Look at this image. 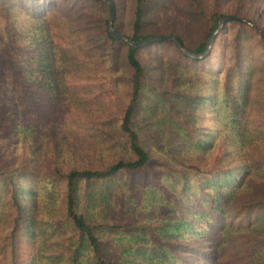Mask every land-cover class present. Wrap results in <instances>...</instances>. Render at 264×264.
I'll list each match as a JSON object with an SVG mask.
<instances>
[{
    "label": "trees",
    "instance_id": "obj_1",
    "mask_svg": "<svg viewBox=\"0 0 264 264\" xmlns=\"http://www.w3.org/2000/svg\"><path fill=\"white\" fill-rule=\"evenodd\" d=\"M111 1L132 41L259 29L225 20L195 59L131 48L101 0H0V264H264V0ZM201 103L213 143L187 125ZM157 110L170 133L142 122Z\"/></svg>",
    "mask_w": 264,
    "mask_h": 264
},
{
    "label": "rangeland",
    "instance_id": "obj_2",
    "mask_svg": "<svg viewBox=\"0 0 264 264\" xmlns=\"http://www.w3.org/2000/svg\"><path fill=\"white\" fill-rule=\"evenodd\" d=\"M153 1L159 3L162 0H153ZM153 12L154 11L152 12L149 11L147 12V15H146V20H147L146 26L149 29L153 28L155 25H162L164 23V20L161 19L159 16H157L158 13L157 12L153 13ZM244 20H247V19H244ZM106 22H107V19H106ZM254 25L257 26L256 24ZM166 35H172V34H166ZM186 35L192 36L191 31L187 30ZM151 49H154V48H151ZM169 53H170L169 51H167V53L164 52L167 58H170L168 55ZM139 54L142 60L147 64V66L149 68L154 69V71H150V73L153 76L157 74L159 72L158 70L159 64L157 63V60L155 59V55L157 54L156 50L147 51L145 49H141L139 51ZM209 63H211L210 59H207L201 62V64H209ZM161 66H162L161 72L165 75V79L169 78L171 75L177 76V79L183 77V75L178 74L175 71H171L170 67H168L167 65L162 64ZM123 72H125V70H123ZM193 93H195V91H193ZM214 106H215L214 104L205 105L201 103V106L199 107V109L196 106H195L196 108L194 109H192V107L187 108V112L189 113L188 118L190 116V112H192V115L194 116V117L192 116L194 119L190 117V119L192 120H190L187 123L189 128L191 130L193 129L194 134L196 133L202 134L203 136L207 137L208 142H212V143L215 142L216 139L219 138V136L224 133V130H223L224 126L222 123V114H221L223 111L221 110V108L219 109V111H216L215 109H213ZM167 120H168L167 117L157 110V112L155 113V115H153V117H144L142 122L143 123L145 121L149 122V128L151 130H158L160 132L163 131L164 133H170V130H172L174 126ZM206 160H210L208 156L204 158V161Z\"/></svg>",
    "mask_w": 264,
    "mask_h": 264
},
{
    "label": "water",
    "instance_id": "obj_3",
    "mask_svg": "<svg viewBox=\"0 0 264 264\" xmlns=\"http://www.w3.org/2000/svg\"><path fill=\"white\" fill-rule=\"evenodd\" d=\"M103 2H105L108 7H109V14H108V18H107V22H106V28L108 30V32L116 37V38H119L121 39L122 41H124L126 44H128L131 48L133 49H136V48H139V47H142V46H145L146 44L148 43H151V42H156V41H171L175 44V46L177 47V49L185 56L187 57H190V58H202L204 57L211 44H212V40H213V37L214 35L217 33V31L219 30V28L221 27L222 23L225 21V20H228V19H235V20H241V21H244L252 26H254L255 28L258 29L257 26H255L253 23L247 21V20H244L238 16H231V15H223L219 18L218 20V26L217 28L209 35V37L206 39L205 41V47H204V50L201 52V53H196L194 51H191L189 50L188 48L182 46L179 41L177 40V38L174 36V35H156V36H149V37H146L140 41H132L130 40L128 37L118 33L117 31L114 30V28L112 27V19H113V15H114V6H113V2L111 0H101Z\"/></svg>",
    "mask_w": 264,
    "mask_h": 264
}]
</instances>
